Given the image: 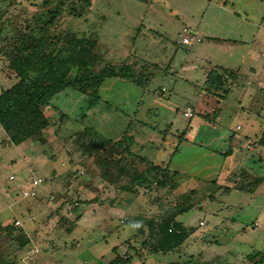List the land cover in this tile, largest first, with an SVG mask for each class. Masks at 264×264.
Masks as SVG:
<instances>
[{"label":"rangeland","instance_id":"rangeland-1","mask_svg":"<svg viewBox=\"0 0 264 264\" xmlns=\"http://www.w3.org/2000/svg\"><path fill=\"white\" fill-rule=\"evenodd\" d=\"M59 1L0 0V92L16 82L8 61L23 36L57 48L71 34L95 40V70L128 65L134 80L106 81L90 110L78 92L56 95L43 108L44 143L15 146L0 127V262L171 264L186 255L264 264V149H247L259 147L253 135L264 120V0H69L42 31ZM184 29L193 44L181 43ZM208 65L239 71L219 113L202 88ZM207 112L217 113L215 125ZM125 131L132 137L119 146ZM258 177L253 194L229 191ZM33 179L42 180L38 197L24 199ZM180 210L177 221L195 231L166 255L125 225Z\"/></svg>","mask_w":264,"mask_h":264},{"label":"trees","instance_id":"trees-1","mask_svg":"<svg viewBox=\"0 0 264 264\" xmlns=\"http://www.w3.org/2000/svg\"><path fill=\"white\" fill-rule=\"evenodd\" d=\"M67 1L69 0H60L58 7L48 12L50 19L42 26V31L47 30L54 23L62 5ZM82 1L86 6H90L91 0ZM95 46V40L77 37L74 34L65 36L62 48L52 46V43H48L43 37L23 36L21 38L16 54L8 61V69L14 74L16 82L10 88L0 92V127L11 144L18 146L32 138H37L44 143L42 133L48 128L49 122L43 108L65 90H73L85 96L87 109L90 110L100 100L99 90L106 81L120 79L133 82L134 74L128 65L104 66L96 71L100 58L94 53ZM204 76L203 92L214 99L213 110L215 108L219 113L221 103L230 94L231 86L237 80L239 71L220 65H208ZM136 82L140 84V80ZM216 116L217 113L201 114V117L210 124L215 123ZM187 130L188 128L181 134L182 139ZM126 136L129 139L132 137L128 131H125L117 145L120 146ZM103 143L104 148L113 144L110 140H104ZM257 143L264 148V130ZM123 149L131 154L128 146H124ZM229 153L230 151L225 152V155L228 156ZM119 162L120 159L116 163L118 174L122 170ZM109 165L110 162L105 159L103 166L106 169L101 177L107 183ZM145 181L141 176H135L131 180L137 185L144 184ZM262 182L263 177H258L236 189L229 188V191L238 190L253 194ZM183 211L180 210L178 214H168L159 221L138 216L126 220L125 225L152 240L153 244L150 247L153 253L166 255L180 251L182 245L194 234L193 228L186 227L176 220ZM19 246L22 248L24 244ZM185 257L182 261H172L171 264H205L199 263L191 256L186 259ZM118 262L122 264L124 261L116 258L109 264H119ZM0 264L4 263L0 262Z\"/></svg>","mask_w":264,"mask_h":264},{"label":"built area","instance_id":"built-area-1","mask_svg":"<svg viewBox=\"0 0 264 264\" xmlns=\"http://www.w3.org/2000/svg\"><path fill=\"white\" fill-rule=\"evenodd\" d=\"M189 32L191 33V31H188L187 29H184V36L182 35V41L181 43L184 45H191L194 42L195 37H192ZM196 42H200L199 39L196 40ZM193 116L192 114V109L191 108H187L186 111L184 112V117L185 118H191ZM10 179H13V177H10ZM42 183L41 179H33L31 181V188L30 190H24L21 195L22 197L25 198H35L38 194V188L40 187ZM16 226H21V223L19 221H15L14 222ZM200 225H203V223H200Z\"/></svg>","mask_w":264,"mask_h":264},{"label":"crops","instance_id":"crops-1","mask_svg":"<svg viewBox=\"0 0 264 264\" xmlns=\"http://www.w3.org/2000/svg\"><path fill=\"white\" fill-rule=\"evenodd\" d=\"M201 41V40H200ZM199 43V42H198ZM221 66V65H220ZM230 69V68H229ZM11 72V71H10ZM12 73V72H11ZM11 76H12V78H15V76H14V74L12 73V74H10ZM204 78H205V76H204ZM238 78H239V76H238ZM238 78H237V80L236 81H234L233 82V84H232V86L238 81ZM15 81H16V79H14ZM204 81H205V79H204ZM203 81V82H204ZM232 86H231V89H232ZM231 93V92H230ZM221 107V106H220ZM221 110V109H220ZM216 124V122L214 123V124H212V125H215ZM264 130V120H262L261 121V124H260V126H259V129L257 130V133L255 132V134L253 135L254 137H255V140L254 141H258V139H259V137H260V135H261V133H262V131ZM256 135H257V138H256ZM253 137V138H254ZM247 138V137H246ZM230 140L231 139H234L233 138V136H230V138H229ZM248 139H250V138H248ZM251 145V143H249L248 144V146H247V149L248 150H251V149H256V148H263V147H260L259 145V147H252V146H250ZM256 146V145H255ZM264 149V148H263ZM230 155L232 156V151H231V149H230ZM225 154V153H224ZM230 155H228V156H230ZM259 157H261V156H259ZM258 157V158H259ZM232 158V157H231ZM260 160V159H259ZM235 167H238L237 166V163H233V165H232V168L230 169V171L232 170V169H234ZM228 173H229V171H228ZM177 220V219H176ZM203 261V260H202Z\"/></svg>","mask_w":264,"mask_h":264}]
</instances>
